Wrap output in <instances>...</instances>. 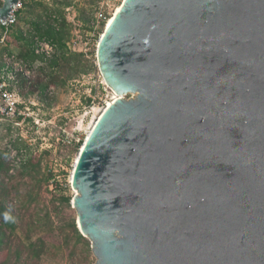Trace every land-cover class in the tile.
<instances>
[{
    "label": "water",
    "instance_id": "95a60500",
    "mask_svg": "<svg viewBox=\"0 0 264 264\" xmlns=\"http://www.w3.org/2000/svg\"><path fill=\"white\" fill-rule=\"evenodd\" d=\"M97 63L121 98L73 171L95 264H264V0H124Z\"/></svg>",
    "mask_w": 264,
    "mask_h": 264
},
{
    "label": "rangeland",
    "instance_id": "374dc122",
    "mask_svg": "<svg viewBox=\"0 0 264 264\" xmlns=\"http://www.w3.org/2000/svg\"><path fill=\"white\" fill-rule=\"evenodd\" d=\"M123 1L22 0L17 24L7 33L0 29V67L10 64L8 86L26 115L18 125L0 122L4 163L0 197L17 217L16 229L5 231L0 262L97 261L92 241L77 224L70 176L88 131L115 97L97 63V46L107 21L104 24L96 17L100 12L112 16ZM48 21L60 26L65 21L69 52L57 46L50 55L42 50L44 38L35 23ZM27 51L38 58L22 56ZM11 55L12 61L6 59ZM55 59L59 64L53 67ZM13 74L16 78H11Z\"/></svg>",
    "mask_w": 264,
    "mask_h": 264
},
{
    "label": "built area",
    "instance_id": "2783aa9c",
    "mask_svg": "<svg viewBox=\"0 0 264 264\" xmlns=\"http://www.w3.org/2000/svg\"><path fill=\"white\" fill-rule=\"evenodd\" d=\"M22 9L23 2L22 0H19L10 11L7 18L0 20L1 31L7 33L17 24L19 13ZM109 17L106 15V13L100 12L96 18L99 22L105 24ZM44 40L40 42L42 50L45 51L47 55H50L55 45L46 38H44ZM13 57L14 56L12 55L11 57L7 56L6 59L12 61ZM15 64L21 65V62L17 61L15 62ZM9 66L10 64L0 67V122L8 121L18 125L20 121H25L26 115L23 111L20 110L18 99L16 98V93H14L8 86L7 78L10 74ZM21 71L26 72L24 71L23 67H21ZM11 78H16V74H13Z\"/></svg>",
    "mask_w": 264,
    "mask_h": 264
},
{
    "label": "trees",
    "instance_id": "16d2710c",
    "mask_svg": "<svg viewBox=\"0 0 264 264\" xmlns=\"http://www.w3.org/2000/svg\"><path fill=\"white\" fill-rule=\"evenodd\" d=\"M120 7V6H119ZM36 30L40 37L49 39L55 46L59 47L63 53L69 52L67 43L65 40V21L63 26L58 25L53 22H37L35 23ZM103 32V31H102ZM22 56L25 58L37 59L38 56L34 51H27L22 53ZM59 64L58 59L53 60L52 66L55 67ZM3 161L0 159V173L4 172L3 170ZM8 171V170H7ZM17 217L12 211V209L7 205L2 197H0V252L4 244V234L5 231H13L16 229ZM0 264H5L4 261H1Z\"/></svg>",
    "mask_w": 264,
    "mask_h": 264
},
{
    "label": "bare ground",
    "instance_id": "6f19581e",
    "mask_svg": "<svg viewBox=\"0 0 264 264\" xmlns=\"http://www.w3.org/2000/svg\"><path fill=\"white\" fill-rule=\"evenodd\" d=\"M122 4H123V3H122ZM122 4H121V6H122ZM121 6L118 7V10H117L112 16H110V17L108 18L105 29H106V28L110 25V23L113 21L115 15L118 13V11L120 10ZM105 29H104L103 33L105 32ZM103 33H102V34H103ZM102 34H101V35H102ZM109 87H110V86H109ZM110 88H111V87H110ZM111 89H112V88H111ZM112 91L114 92L115 97L113 98V100L108 101L107 105L103 108V110H102V112L100 113V115H99V116L97 117V119L94 121L92 127L90 128V130H89L88 133H87L86 139L89 137V135H90V133H91L93 127L95 126L96 122L98 121V119H99V117L101 116V114L103 113V111H104L109 105H111L115 100L121 98L120 95H119L116 91H114L113 89H112ZM131 96H132V94H131ZM86 139H85V140H86ZM83 145H84V143L82 144L81 148L83 147ZM80 151H81V149H80ZM80 151H79V152H80ZM78 156H79V153H78V155L76 156L75 164H76V162H77V160H78ZM75 164H74V167H75ZM73 171H74V168H73ZM73 171H72V174H71V176H70L71 183H72V181H73ZM74 190L76 191V194H77V195L80 194V193L78 192L77 189H74ZM86 236H87V235H86ZM87 237H88V236H87ZM88 238H89V237H88ZM89 239H90V238H89ZM90 240H91V239H90ZM91 241H92V240H91Z\"/></svg>",
    "mask_w": 264,
    "mask_h": 264
}]
</instances>
